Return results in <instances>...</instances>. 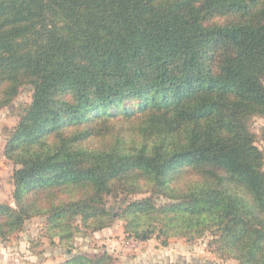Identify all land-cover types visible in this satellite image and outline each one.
Segmentation results:
<instances>
[{
    "label": "trees",
    "instance_id": "16d2710c",
    "mask_svg": "<svg viewBox=\"0 0 264 264\" xmlns=\"http://www.w3.org/2000/svg\"><path fill=\"white\" fill-rule=\"evenodd\" d=\"M27 85L0 237L44 215L72 247L121 217L143 241L210 235L264 264V0H0V109Z\"/></svg>",
    "mask_w": 264,
    "mask_h": 264
},
{
    "label": "rangeland",
    "instance_id": "374dc122",
    "mask_svg": "<svg viewBox=\"0 0 264 264\" xmlns=\"http://www.w3.org/2000/svg\"><path fill=\"white\" fill-rule=\"evenodd\" d=\"M32 86H24L20 89L19 95L10 106L0 109V203H6L15 206L16 202L13 197L15 190L12 176L15 165L8 159L5 154L6 144L10 138L12 129L20 120V113L23 107L28 106L32 100ZM264 118L256 117L253 122V130L257 134V145L264 153ZM122 196L119 198L121 200ZM141 195H135L130 199H140ZM109 206L114 211V215L118 217L121 213V204L114 198H109ZM118 201V202H117ZM106 240L112 239L119 242L120 253L136 252L146 241H143L134 236H130L126 232V220L118 217L113 220L109 227L102 230L92 232L90 229H80L72 243H81L85 248L80 252H86L89 255L102 254L107 251L102 250L100 242L101 235ZM164 236L158 237V233L154 234L149 240L153 241L160 247H169L175 245L180 258L177 262L168 263L166 260L163 264H238L233 258H225L214 252L209 245L211 240L210 235H205L202 238L188 240L184 237H172L167 246L162 245ZM60 237L51 236L48 230L47 218L44 215H39L26 220L24 228L14 232L7 238L0 237V247L6 253L5 264H50L51 260L46 256L48 253L54 252V249H67L68 244H60ZM21 249L26 251L23 255ZM109 252V251H108ZM112 253V252H110ZM113 254V253H112ZM115 254V253H114ZM167 262V263H165Z\"/></svg>",
    "mask_w": 264,
    "mask_h": 264
},
{
    "label": "crops",
    "instance_id": "0c3cea01",
    "mask_svg": "<svg viewBox=\"0 0 264 264\" xmlns=\"http://www.w3.org/2000/svg\"><path fill=\"white\" fill-rule=\"evenodd\" d=\"M101 235V234H100ZM102 241L100 245L102 250H107L112 252L117 257V264H163L162 261H167L168 263H174L180 258L177 249L174 248L175 245L170 244L169 247H160L155 244L153 241H146L143 246L136 252H125L120 253L119 251V242L117 240H106L103 235L100 236ZM82 248H85L81 243L75 244L72 247L67 249H60L57 247L54 249V252L48 253L46 256L51 260L50 264H58L66 261L67 259L74 256L76 253L82 251ZM105 248V249H104ZM22 254L25 255L26 251L21 249ZM25 253V254H24ZM6 253L0 247V264L6 263ZM165 262V263H167ZM26 261H24V264ZM36 264H40L37 263Z\"/></svg>",
    "mask_w": 264,
    "mask_h": 264
}]
</instances>
